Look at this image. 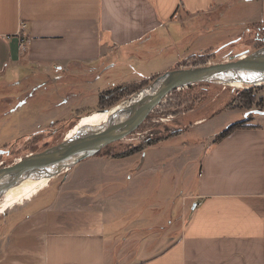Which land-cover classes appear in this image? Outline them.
<instances>
[{
	"label": "crops",
	"instance_id": "obj_1",
	"mask_svg": "<svg viewBox=\"0 0 264 264\" xmlns=\"http://www.w3.org/2000/svg\"><path fill=\"white\" fill-rule=\"evenodd\" d=\"M244 16L248 24L264 25V0H0V81H15L23 68L48 78L54 71L82 74L113 51L132 56L175 37L185 44L196 40L188 53L201 52L207 36L219 30L210 25L222 18L224 25L235 24ZM22 19L29 37L25 50ZM219 91L186 110L179 131L187 127L184 116L208 104L217 110L194 117L191 127L219 120L226 107L241 108L228 106ZM259 116L249 121L258 126L237 128L220 140L216 135L231 122L223 129L224 121L210 123L208 134L195 142L199 169L181 219L159 232L131 226L136 220L127 206L129 192L119 193L134 183L146 187L151 174L161 191L170 162L148 161L143 150L99 155L101 161L64 171L53 191H46L48 184L38 187L0 214L9 217L0 230V264H264V114ZM89 166L102 171L85 173ZM121 230L125 234L118 236Z\"/></svg>",
	"mask_w": 264,
	"mask_h": 264
},
{
	"label": "rangeland",
	"instance_id": "obj_2",
	"mask_svg": "<svg viewBox=\"0 0 264 264\" xmlns=\"http://www.w3.org/2000/svg\"><path fill=\"white\" fill-rule=\"evenodd\" d=\"M217 17L212 16L213 19ZM221 21L224 23L226 19L222 18ZM234 22L235 24L227 21L225 25L223 23L218 24V22L215 25H210V30L218 26L219 30L215 29L217 31H213L207 36L206 50L192 54L188 52L191 50L190 47L196 46V40L185 44L181 42L180 38L175 37L157 47H150L132 56L127 54L126 50L123 52L122 49L113 51L104 60L97 62L95 66H86V71L82 74L75 71L65 73L54 71L51 73V78H48L38 69L35 72L30 68L18 69L15 73L17 76L15 81L12 82L10 78L0 81V149H5V152L0 153V165L13 163L34 151H40L62 141L66 136L72 135L77 127L83 123L82 116H85L90 110H100L97 107L99 94L104 89L113 88L123 83L138 82L145 78L149 83L154 77L167 70L180 66L189 67L226 61L244 51H253L262 45L261 40L263 38L261 35H264V25L261 23L248 24L245 16L236 19ZM239 32H243V34L241 33L242 38L234 39ZM186 45L190 49L185 50ZM196 85V88L188 87L198 93L201 92V85ZM210 85L213 90H221L219 91L221 99L230 98L232 105L237 100L231 93L229 86L217 82ZM188 87H183V89H188ZM180 89H176L167 95L133 134L110 144L104 149L110 151L137 144L145 145L148 141L160 137L158 141L143 149L141 155L148 161L170 162L168 167L163 169L164 173L160 181V185L162 182V190L158 192V187L153 181L156 176L151 174L149 176H151L152 181L147 183L146 187H140L139 184L134 183L131 190L119 193L122 197L126 196L124 192H129L130 199L127 201V206L131 209V220H136L131 223V226L136 225L137 228L146 226L148 234L159 232L162 226H167V222L171 220L181 219L185 194L190 191L199 169L200 150L195 146V142L208 134L210 123L212 121H224L222 123L223 129L227 122L239 121L246 117L244 109L226 107L221 111L219 120L215 119L205 122L204 125L191 127L189 122L194 117L201 114H212L217 110L216 106L208 104L196 114L184 116L185 122L183 124H186L187 127L179 131L180 117L184 115L186 107L190 105L182 96V92L190 89ZM192 89L191 91H193ZM263 90H260L257 95H262ZM129 96L122 98L113 106ZM212 96L213 94L210 97ZM126 102L125 100L123 104ZM178 102L182 106L178 107ZM253 107L250 109L252 112L248 115L252 114V119L255 118L256 120L260 117L259 114L264 113H256L255 110L264 111V108L255 106V104ZM179 109H182L181 113H177ZM109 117L110 115L107 119ZM102 118L103 114L95 113L90 118V122L93 123L95 119L101 121ZM99 155L102 154L90 156L82 161H101L102 159L96 158L100 157ZM86 170L85 173L102 171L99 167L92 169L90 166ZM62 176H65L63 172L49 178L48 182L38 185L25 197L46 184H48V188H45L46 191H53L61 181ZM171 177L173 179L175 177L176 183L175 181L170 183ZM187 181L190 182L189 185ZM8 197L9 195H4L0 199V208ZM15 203L17 202L13 204ZM153 205H159L162 211L159 208L156 211L157 209H154ZM192 205L186 204L187 208ZM7 216H0V230L6 228L4 224L7 218L9 220ZM118 225L117 223L114 229H118ZM123 234H125L123 231L117 233L118 236Z\"/></svg>",
	"mask_w": 264,
	"mask_h": 264
},
{
	"label": "water",
	"instance_id": "obj_3",
	"mask_svg": "<svg viewBox=\"0 0 264 264\" xmlns=\"http://www.w3.org/2000/svg\"><path fill=\"white\" fill-rule=\"evenodd\" d=\"M199 82L254 88L264 86V45L226 60L160 73L137 92L106 110L110 117L102 124H87L96 110H90L70 136L19 160L0 165V199L28 177L49 179L80 161L97 155L110 144L133 134L157 105L172 91ZM123 104V105H122ZM252 110L246 112V117ZM256 113H264L255 110ZM5 149H0V153ZM195 206V205H194Z\"/></svg>",
	"mask_w": 264,
	"mask_h": 264
},
{
	"label": "trees",
	"instance_id": "obj_4",
	"mask_svg": "<svg viewBox=\"0 0 264 264\" xmlns=\"http://www.w3.org/2000/svg\"><path fill=\"white\" fill-rule=\"evenodd\" d=\"M261 38H263L262 39L263 42L261 40V43H262L261 46H263L264 45V35H261ZM211 83H214V82H199V83H195L193 85H190V86H193L194 88L197 87L196 84L201 85V87H200L201 92H199V93L196 90H193L191 87H188V89H190L189 91L182 92L183 95L182 94L181 95L183 96V98L186 100L187 103L188 102L190 103V105H188L186 107V110L192 109L196 105L207 100L208 97H210V95L214 94L215 90H213V88L210 87ZM146 84H148V81L145 78V79L139 80L138 82L135 81V82H130V83H123V84H119L113 88L104 89L99 94L100 98H99V103H98L97 107L100 110L108 109L109 107H112L115 103H117L122 98L134 94L136 91H138L139 89L144 87ZM204 84H206V85H204ZM229 87H230L231 93L235 96V99H237V100H235L233 105H232V104H230V98H228L229 99L228 106L245 108L247 111L254 108L253 104H255V106H262V108H264V90H263L262 95H257V93L260 90L264 89V86L254 87V88H239V87H232V86H229ZM188 89L181 88L180 90H188ZM191 89L193 91H191ZM178 98H181V96H178ZM236 101L238 103H235ZM177 106L180 107L182 105H180V103L178 102ZM181 112H182V109H179L177 111V113H181ZM251 119H252V114L248 115L246 118H244L242 120L231 122L222 131H220L216 135L215 140H220L221 138L227 136L229 133H231L233 130H235L237 128L258 126V125L250 124L249 121ZM95 122L97 123V122H101V121L100 120L97 121L95 119V121L93 120V123H95ZM173 133H175V132H173ZM159 139H160V137H159ZM159 139H154L152 141H148L145 145L137 144V145L129 146L126 148H121L119 150L118 149L117 150H110V151H107V150L103 151L102 150L98 154L110 155V156L128 155V154H131L133 152L145 149L148 145L153 144L154 142L158 141ZM6 196H8V195H6ZM0 206H1V204H0Z\"/></svg>",
	"mask_w": 264,
	"mask_h": 264
},
{
	"label": "bare ground",
	"instance_id": "obj_5",
	"mask_svg": "<svg viewBox=\"0 0 264 264\" xmlns=\"http://www.w3.org/2000/svg\"><path fill=\"white\" fill-rule=\"evenodd\" d=\"M95 113H101L103 114V119L101 122H95L92 123L90 122V119L88 121H85L87 124H90L92 126L99 125L104 123L107 120V117L109 114L106 111H101V110H96L93 114ZM48 182L47 179L42 180V179H37L34 177H28L24 181H22L20 184L16 185L13 187L10 191H8L5 195H9L8 199L4 203V205L0 208V214L3 212L6 208H8L10 205H12L14 202L19 201L21 198L25 197L28 195L32 190H34L38 185Z\"/></svg>",
	"mask_w": 264,
	"mask_h": 264
},
{
	"label": "built area",
	"instance_id": "obj_6",
	"mask_svg": "<svg viewBox=\"0 0 264 264\" xmlns=\"http://www.w3.org/2000/svg\"><path fill=\"white\" fill-rule=\"evenodd\" d=\"M27 28V21L24 19L20 20V48L26 49L28 47L29 37L28 34L25 32V29Z\"/></svg>",
	"mask_w": 264,
	"mask_h": 264
}]
</instances>
